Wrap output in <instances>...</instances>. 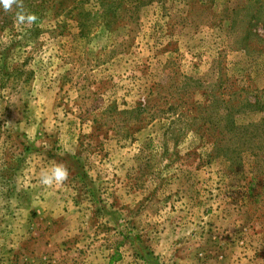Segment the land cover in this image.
Segmentation results:
<instances>
[{
	"label": "rangeland",
	"instance_id": "obj_1",
	"mask_svg": "<svg viewBox=\"0 0 264 264\" xmlns=\"http://www.w3.org/2000/svg\"><path fill=\"white\" fill-rule=\"evenodd\" d=\"M19 2L37 20L0 6V182L28 166L34 105L53 99L85 164L125 149L153 205L222 219L200 248L264 264V0Z\"/></svg>",
	"mask_w": 264,
	"mask_h": 264
},
{
	"label": "crops",
	"instance_id": "obj_2",
	"mask_svg": "<svg viewBox=\"0 0 264 264\" xmlns=\"http://www.w3.org/2000/svg\"><path fill=\"white\" fill-rule=\"evenodd\" d=\"M53 103L34 105L45 111L26 130L37 148L28 166L18 165L0 182V264H254L200 248L202 232L218 229L222 219L213 211L203 220L182 198L167 208L153 205L154 181L137 186V167L125 149L115 145L103 159L90 154L85 164L79 123L76 130L73 120L55 115ZM54 164L66 166L68 179L44 187L39 175ZM0 166L6 170L1 157ZM29 239L33 245H26Z\"/></svg>",
	"mask_w": 264,
	"mask_h": 264
},
{
	"label": "clouds",
	"instance_id": "obj_3",
	"mask_svg": "<svg viewBox=\"0 0 264 264\" xmlns=\"http://www.w3.org/2000/svg\"><path fill=\"white\" fill-rule=\"evenodd\" d=\"M14 4L17 9H19L15 15L16 22L22 25H31L37 20L35 14L26 12L23 9V5L19 2V0H0V6L3 7L4 11L11 10ZM68 175L69 173L66 166L63 164H54L50 168L41 171L39 175V183L44 187H53L67 181Z\"/></svg>",
	"mask_w": 264,
	"mask_h": 264
}]
</instances>
